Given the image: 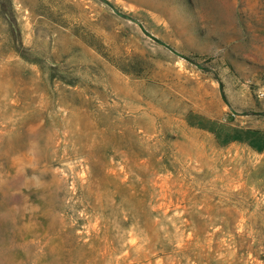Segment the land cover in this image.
<instances>
[{
  "label": "rangeland",
  "instance_id": "rangeland-1",
  "mask_svg": "<svg viewBox=\"0 0 264 264\" xmlns=\"http://www.w3.org/2000/svg\"><path fill=\"white\" fill-rule=\"evenodd\" d=\"M260 89L264 0H0V264H152L150 209L154 240L242 264L264 150L190 124L264 139Z\"/></svg>",
  "mask_w": 264,
  "mask_h": 264
},
{
  "label": "trees",
  "instance_id": "trees-1",
  "mask_svg": "<svg viewBox=\"0 0 264 264\" xmlns=\"http://www.w3.org/2000/svg\"><path fill=\"white\" fill-rule=\"evenodd\" d=\"M198 120L200 121L199 124L191 123L190 125L199 126L203 128L204 130H209L217 137V140L219 141V143L222 142L223 145L229 144L233 141H239V142H246L249 146H251L252 148L256 149L259 152H262L264 150V139H262L261 136L259 135H257L258 137L252 136L253 138L246 137V134L248 135L251 133L248 132L244 135V132L235 131L227 127H224V126L217 127V125L212 130H210L207 127H204L203 125H201L203 122H206L204 118L198 117ZM254 142H257V144ZM149 213L150 215L147 220V227L149 231H147V233L145 234V237L143 238V243L146 244L145 248L150 250L147 260H150L152 264H154L155 260L160 259V258H162V260L165 261L167 264L169 262L173 264H193V263L218 264L219 263V260H220L219 254L215 252L209 253V250H207L204 253L199 251L200 256H197L198 259H196L197 257H191L187 259L184 256L183 251L175 249L172 243H169L167 239H164V235H162L163 233L159 235L158 239L154 240L152 237V233H156L163 227L161 223L155 222V219L158 218V216L161 217V213L159 211L158 212L151 211V209L149 210ZM135 221L137 223H133V224L135 228L138 229L140 225L139 223L140 219L137 217ZM121 226L123 227L121 232L124 235L129 233L134 227L128 219L123 220ZM233 241L235 243L236 242L238 243V240L236 239H234ZM260 243L263 244L262 250H260V245H259ZM125 244H126L125 240L123 241L122 239H118V240H115V242L108 241L107 246L113 255H121L125 251H128V250L132 251L133 249H135V248H130L127 245L124 247L123 245ZM244 244L245 246L243 250H246V251L238 252V255L240 256L238 259L242 260V264H249L248 263L249 254H252V257L254 260L260 261L262 264H264V243L258 240H254V241L245 240Z\"/></svg>",
  "mask_w": 264,
  "mask_h": 264
},
{
  "label": "built area",
  "instance_id": "built-area-1",
  "mask_svg": "<svg viewBox=\"0 0 264 264\" xmlns=\"http://www.w3.org/2000/svg\"><path fill=\"white\" fill-rule=\"evenodd\" d=\"M257 98L264 104V89H260L257 92Z\"/></svg>",
  "mask_w": 264,
  "mask_h": 264
},
{
  "label": "water",
  "instance_id": "water-1",
  "mask_svg": "<svg viewBox=\"0 0 264 264\" xmlns=\"http://www.w3.org/2000/svg\"><path fill=\"white\" fill-rule=\"evenodd\" d=\"M228 121H232V117L230 116V117H228Z\"/></svg>",
  "mask_w": 264,
  "mask_h": 264
}]
</instances>
